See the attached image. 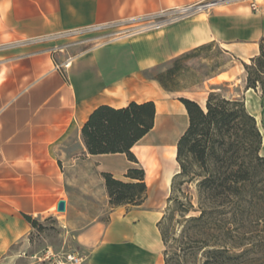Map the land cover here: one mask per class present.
<instances>
[{"label":"crops","instance_id":"0c3cea01","mask_svg":"<svg viewBox=\"0 0 264 264\" xmlns=\"http://www.w3.org/2000/svg\"><path fill=\"white\" fill-rule=\"evenodd\" d=\"M206 1L0 0V263L32 232L27 218L54 214L59 201L70 207L68 184L87 191L82 169L129 181L125 175L134 168L126 155L86 151L81 128L96 108L153 102L156 118L160 91L169 93L146 73L204 45L251 59L264 37V4L251 12L230 3L87 50L80 35L68 34ZM67 58L70 66L60 70ZM216 77L208 80L210 86ZM178 98L160 102L164 116L175 109L187 127ZM155 118L133 155L155 129ZM69 141L75 147L71 158L65 156ZM98 183L107 197L104 180ZM154 200L147 187L140 206L114 208L107 223L96 221L80 231L75 243L83 264H164L157 226L162 214Z\"/></svg>","mask_w":264,"mask_h":264},{"label":"trees","instance_id":"16d2710c","mask_svg":"<svg viewBox=\"0 0 264 264\" xmlns=\"http://www.w3.org/2000/svg\"><path fill=\"white\" fill-rule=\"evenodd\" d=\"M211 47L204 45L173 59L169 63L172 68L153 79L164 91H173L168 82L175 77L177 64ZM242 65L246 89L260 86L264 90V37L258 43V54ZM216 89L219 87L211 89L204 108L195 101L178 98L188 125L176 143L179 171L171 180L167 202L169 206L174 203L172 211L186 212L173 193L176 184L194 182L198 197L195 211L199 214L185 220L191 228L182 235L186 246L173 250L162 227L164 216L159 221L164 264H264L262 136L243 101L225 98ZM154 118L153 102H132L121 109L100 106L82 126L81 139L89 155L124 154L129 162L138 164L131 149L153 129ZM101 176L113 209L137 207L144 202L147 187L142 168L129 169L126 182L109 173ZM27 219L34 227L35 220Z\"/></svg>","mask_w":264,"mask_h":264},{"label":"rangeland","instance_id":"374dc122","mask_svg":"<svg viewBox=\"0 0 264 264\" xmlns=\"http://www.w3.org/2000/svg\"><path fill=\"white\" fill-rule=\"evenodd\" d=\"M257 1L259 7L264 4V0ZM230 3L245 5L251 12H254L250 8V0H224L217 7ZM80 46L83 50L95 47L93 43H80ZM221 50L218 46H212L177 64L176 74H173L175 77L168 82V87L173 91L168 92L169 94L160 91L157 108H162V111L159 112L163 119L161 126L155 127L152 133L134 150L138 164L133 163L131 166L144 170L149 195H155L154 206L161 212V219L163 216L165 218L162 227L168 235L170 250L179 245L186 246L187 241L182 238V235L184 231H190L191 228L185 220L191 216H198L199 213L195 211L198 197L194 182L182 183L179 186L176 184L173 196L180 201L181 210L186 212L172 211L174 203L169 206L167 202L171 195V180L179 171L175 161L176 143L186 129V117H181L175 109L170 110L171 116L165 117L160 102H169L179 96H186L204 108L211 89L219 87L215 92L228 99L243 101L248 113L255 118L262 136L260 155L264 157V90L260 86L254 90L246 89V72L242 64H249L250 58L238 57ZM168 68H172L169 63L158 66L146 75L155 77L157 74L166 72ZM216 75L217 77L212 83L217 80L219 82L210 86L208 80ZM169 138L170 141L167 142ZM167 146H169L166 153L167 159L161 162L156 179H152L153 173L146 160V153L162 155L166 152ZM71 148H75L73 141H69L66 145L68 152L65 156L68 158L72 156V153L69 152ZM82 173H84L83 178L88 180V184L82 186L87 191H82L80 186L68 184L67 193L70 207L64 213L55 211L54 214L36 218L32 232L27 239L16 246L0 264H63L68 255L77 253L75 237L80 231L96 221L108 222L109 214L113 208L109 205L108 197L102 193V188L98 183L102 178L101 174L88 169H82ZM87 174L88 176H86ZM189 203L193 208L189 207ZM168 207H170L169 210ZM162 250L164 251L165 248L163 247Z\"/></svg>","mask_w":264,"mask_h":264},{"label":"built area","instance_id":"2783aa9c","mask_svg":"<svg viewBox=\"0 0 264 264\" xmlns=\"http://www.w3.org/2000/svg\"><path fill=\"white\" fill-rule=\"evenodd\" d=\"M223 1L208 0L184 8L161 11L153 15L131 18L105 25H95L82 31L71 32L68 35H80L81 39L79 41L81 43H93L95 46H104L160 30L198 14H205L220 5ZM257 2V0H250V8L254 12L259 7ZM70 61L71 58H68L63 64L58 65V68L60 70L68 68ZM63 264H83V258L77 253H72L67 256L66 262Z\"/></svg>","mask_w":264,"mask_h":264},{"label":"bare ground","instance_id":"6f19581e","mask_svg":"<svg viewBox=\"0 0 264 264\" xmlns=\"http://www.w3.org/2000/svg\"><path fill=\"white\" fill-rule=\"evenodd\" d=\"M219 80L215 81V83H218ZM157 107V106H156ZM162 111V108H157V116L155 118V127H159L161 126V121L163 120L162 119V116H160V113ZM170 141V138L167 140V142ZM169 146L166 147V152L162 155L160 154H154V153H146V160L147 162L150 164L151 166V170H152V173H153V177H151L152 179H156L157 175L159 174V170H160V166H161V162L162 161H165L167 159L166 157V153L168 152V149Z\"/></svg>","mask_w":264,"mask_h":264},{"label":"water","instance_id":"95a60500","mask_svg":"<svg viewBox=\"0 0 264 264\" xmlns=\"http://www.w3.org/2000/svg\"><path fill=\"white\" fill-rule=\"evenodd\" d=\"M58 213H64L66 211V206L64 201H59L56 207Z\"/></svg>","mask_w":264,"mask_h":264}]
</instances>
